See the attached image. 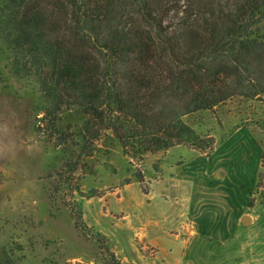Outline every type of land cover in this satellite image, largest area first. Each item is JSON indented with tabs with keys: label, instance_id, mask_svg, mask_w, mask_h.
<instances>
[{
	"label": "trees",
	"instance_id": "trees-1",
	"mask_svg": "<svg viewBox=\"0 0 264 264\" xmlns=\"http://www.w3.org/2000/svg\"><path fill=\"white\" fill-rule=\"evenodd\" d=\"M0 41L38 77L42 132L73 173L101 142L139 161L211 154L183 118L264 95V0H0ZM17 263L0 244V264Z\"/></svg>",
	"mask_w": 264,
	"mask_h": 264
},
{
	"label": "rangeland",
	"instance_id": "rangeland-1",
	"mask_svg": "<svg viewBox=\"0 0 264 264\" xmlns=\"http://www.w3.org/2000/svg\"><path fill=\"white\" fill-rule=\"evenodd\" d=\"M12 65L0 41V244L17 264H181L187 227L245 232L242 215H264L253 209L264 200V95L183 118L213 139L211 154L178 145L139 161L101 142L82 162L90 172L73 173L42 132L38 77Z\"/></svg>",
	"mask_w": 264,
	"mask_h": 264
},
{
	"label": "crops",
	"instance_id": "crops-1",
	"mask_svg": "<svg viewBox=\"0 0 264 264\" xmlns=\"http://www.w3.org/2000/svg\"><path fill=\"white\" fill-rule=\"evenodd\" d=\"M262 182L264 183V163ZM254 207H264V200ZM245 221V224H243ZM245 232L188 230L184 235L181 264H264V215H242L237 226ZM147 247V246H146ZM153 255L156 251L153 249Z\"/></svg>",
	"mask_w": 264,
	"mask_h": 264
},
{
	"label": "water",
	"instance_id": "water-1",
	"mask_svg": "<svg viewBox=\"0 0 264 264\" xmlns=\"http://www.w3.org/2000/svg\"><path fill=\"white\" fill-rule=\"evenodd\" d=\"M243 224H245V221H243Z\"/></svg>",
	"mask_w": 264,
	"mask_h": 264
}]
</instances>
